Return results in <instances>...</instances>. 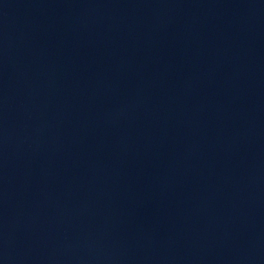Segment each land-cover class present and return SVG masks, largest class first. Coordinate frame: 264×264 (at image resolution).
Here are the masks:
<instances>
[{
	"label": "water",
	"instance_id": "water-1",
	"mask_svg": "<svg viewBox=\"0 0 264 264\" xmlns=\"http://www.w3.org/2000/svg\"><path fill=\"white\" fill-rule=\"evenodd\" d=\"M0 264H264V0H0Z\"/></svg>",
	"mask_w": 264,
	"mask_h": 264
}]
</instances>
